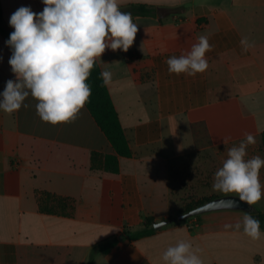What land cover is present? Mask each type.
<instances>
[{"label": "crops", "instance_id": "obj_1", "mask_svg": "<svg viewBox=\"0 0 264 264\" xmlns=\"http://www.w3.org/2000/svg\"><path fill=\"white\" fill-rule=\"evenodd\" d=\"M118 3L121 10L132 4L170 9L162 17L133 16L139 28L133 46L107 49L103 63L97 59L100 72L112 74L105 86L132 156L118 157L116 174L90 169L92 152L114 151L86 106L74 122L57 125L40 119L31 96L12 114L0 110V264H88L92 249L124 226L138 229L146 217L175 219L191 201L236 196L212 185L227 149L246 133L256 138L247 158H264V0ZM22 6L40 13L45 5L0 0L8 36L10 17ZM200 35L213 46L208 69L194 77L170 74L166 60L186 54ZM244 37L255 45L246 53ZM8 39L0 32V93L16 80ZM259 179L264 184V168ZM38 191L72 198L73 216L40 213ZM250 207L264 218V198ZM245 213L210 211L150 236L123 238L89 264H165L163 252L180 240L199 249L203 264H264V235L253 240L243 227H224L242 223Z\"/></svg>", "mask_w": 264, "mask_h": 264}, {"label": "clouds", "instance_id": "obj_2", "mask_svg": "<svg viewBox=\"0 0 264 264\" xmlns=\"http://www.w3.org/2000/svg\"><path fill=\"white\" fill-rule=\"evenodd\" d=\"M40 13L30 7L18 8L10 17L14 29L6 44L12 55L8 61L16 80H8L0 93V110L12 114L26 98L37 101L36 114L43 122L57 125L74 122L89 102L91 86L87 83L91 70L107 49L127 52L139 31L130 11H122L118 0H42ZM241 51L254 47L247 37L240 40ZM213 50L207 35H200L186 54L166 60L170 74L196 76L204 73L209 62L207 53ZM111 72L103 70L100 77L105 85ZM228 143V138L223 140ZM256 138L246 133L238 145L227 149V158L214 174L213 190L233 193L240 201L252 206L264 198V184L259 179L264 158L248 157L249 145ZM232 205L233 201H229ZM260 220L245 213L242 223L224 227L240 230L253 240L264 233ZM163 224L166 222L163 221ZM199 249L191 241L180 240L162 255L165 264H203Z\"/></svg>", "mask_w": 264, "mask_h": 264}, {"label": "trees", "instance_id": "obj_3", "mask_svg": "<svg viewBox=\"0 0 264 264\" xmlns=\"http://www.w3.org/2000/svg\"><path fill=\"white\" fill-rule=\"evenodd\" d=\"M177 9L171 10L175 11ZM122 11H130L133 16L140 15H158L162 17L163 14L170 11V9L145 6V5H129L122 9ZM0 32L8 36L1 26V11H0ZM87 83L91 86V96L89 102L86 103V107L89 110L91 116L94 118L96 124L104 133L105 137L111 144L114 153L103 154L100 152H92L90 154V169L92 171H102L109 174H116L119 171L118 157L130 158L132 153L129 149L127 140L125 139L123 130L118 121L116 111L112 105L108 91L102 78L100 77V69L97 63L91 70L90 77ZM261 145L264 154V132L261 135ZM38 211L42 214H49L61 217H72L75 210V201L70 197H62L55 194H51L45 191H38L35 194ZM213 198H204L200 201H191L186 203L180 214L190 211L196 206H199ZM249 213L260 220V226L264 224V218L262 214L251 208ZM199 216H195L198 218ZM191 219V218H189ZM189 219L181 222L175 221L174 223H183ZM153 219L146 217L142 221L140 228L132 230L127 227L122 228L120 235L113 237L112 239L99 244L94 247L90 253L89 262L95 253H106L112 246H114L119 240L126 238L134 240L154 234L156 230L153 229Z\"/></svg>", "mask_w": 264, "mask_h": 264}, {"label": "water", "instance_id": "obj_4", "mask_svg": "<svg viewBox=\"0 0 264 264\" xmlns=\"http://www.w3.org/2000/svg\"><path fill=\"white\" fill-rule=\"evenodd\" d=\"M229 201H233V204L230 205ZM224 209L250 211L251 207L246 202L240 201L239 197H236V196L218 197V198H213L199 206H196L190 211L179 214L175 219L164 220L166 224H163V221H159V222H154L152 226L154 230H158L175 221L181 222L183 220H186V219H189L195 216H199L206 212L224 210Z\"/></svg>", "mask_w": 264, "mask_h": 264}]
</instances>
